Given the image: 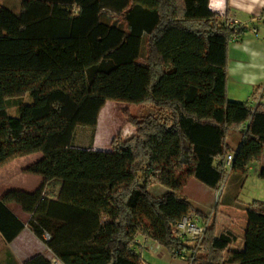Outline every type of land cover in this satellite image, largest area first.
Instances as JSON below:
<instances>
[{
	"label": "trees",
	"instance_id": "obj_1",
	"mask_svg": "<svg viewBox=\"0 0 264 264\" xmlns=\"http://www.w3.org/2000/svg\"><path fill=\"white\" fill-rule=\"evenodd\" d=\"M104 5L123 24L105 18ZM221 19L209 0H23L19 14L0 6V169L41 153L25 172L44 178L33 194L0 199L6 243L26 228L8 208L16 203L39 240L51 234L46 246L62 264H146L138 235L176 258L185 246L173 227L190 213L209 220L184 196L188 182L217 192L264 152V104L227 97L228 47L247 28ZM26 96L32 104L11 116V100ZM109 101L154 114L129 117L135 133L121 147H74L76 131L95 130ZM231 133L244 137L235 151ZM156 185L168 191L154 195ZM246 217L241 248L233 232L217 235L215 217L196 264H264V202ZM24 264L52 263L37 255Z\"/></svg>",
	"mask_w": 264,
	"mask_h": 264
},
{
	"label": "rangeland",
	"instance_id": "obj_2",
	"mask_svg": "<svg viewBox=\"0 0 264 264\" xmlns=\"http://www.w3.org/2000/svg\"><path fill=\"white\" fill-rule=\"evenodd\" d=\"M22 1L23 0H0V6L10 9L15 14H19ZM103 13V16L112 21V23L123 24L121 16L109 10L106 6ZM146 54L147 51L145 46L142 49L143 59L146 58ZM16 100H11V103L8 105L9 113L13 117L18 115L19 104H32L30 96H26V98L20 101ZM153 114L154 110L151 107L129 106L127 104L109 101L100 112L96 132L90 128H81L78 130L77 145L84 149H88L94 143L93 140L95 138V144L101 148L113 149L115 146L121 147L124 142L135 133L134 126L129 123V117L140 118ZM42 157L43 155L41 153L31 154L15 159L1 168L0 193L3 190L7 191L11 189L10 187L14 181L26 183V180H21L19 177L14 180V174L16 172H21V170L25 172ZM160 187V185L152 186L150 191L154 195H160V191L158 190ZM58 191L59 189L56 192ZM185 191L186 196L190 197L193 203L201 205L200 208L203 207L207 209L211 207V210L206 212L207 215L205 214L208 217L207 219H209L207 222L209 226L212 224L213 219L219 215L221 220L219 227L223 226L222 228H225V225H227L229 229H232L237 235H242L248 225L246 207L255 201L264 202V179L259 177V172L257 174L256 170H248L245 176L229 173L226 181L217 192L208 189L196 179H191L188 182ZM216 205H218L217 210H215ZM25 223H27L28 227L29 222L25 221ZM28 228L31 230L30 226ZM51 239L52 236L48 232L44 234L43 241L34 239L35 241L31 242V239H25L24 244L27 246L26 248L29 252L25 251L23 256L27 257L37 252L52 263L56 258L46 246V242ZM3 243L4 241L0 240V264H17L10 262L8 254L4 255ZM189 244L193 246L194 243L190 242ZM234 247L238 248V245ZM18 248H20V245H18ZM143 253L142 258L146 264H186V262L180 258L172 257L163 246L162 248L148 249L146 251L148 258H144Z\"/></svg>",
	"mask_w": 264,
	"mask_h": 264
},
{
	"label": "crops",
	"instance_id": "obj_3",
	"mask_svg": "<svg viewBox=\"0 0 264 264\" xmlns=\"http://www.w3.org/2000/svg\"><path fill=\"white\" fill-rule=\"evenodd\" d=\"M209 9L210 11L222 16L221 22L223 24L239 25L247 28V31L243 36L233 37L228 47V99L230 101L247 103L248 106L251 108H255L257 106L256 103L259 101L261 104H264V99L259 100V97L264 91V0H209ZM78 130L76 131L74 138V147L84 149L77 145L76 140ZM243 138V135L239 133H231L228 137V143L231 148L235 151L241 145ZM93 141L94 143L88 149L93 151L112 150L111 148L106 149L97 146L95 144V138ZM261 168H264V152L262 155L261 162L252 164L249 170H256L258 174ZM23 171L24 170H21V172H16L14 174V180L19 177V179L21 180H26V183H19L14 181V183H12L10 187L11 189H8L7 191L3 190L0 193V199L3 198L5 194L9 191H21L33 194L40 189V187L44 183V178L41 176L25 173ZM158 190L160 191V195L168 191L167 188L162 186ZM185 190L184 196L189 199L195 209L203 212L204 214H206L207 211L211 210V207L207 209L203 207L200 208L201 205L193 203L190 197L186 196ZM8 208L17 218H19L25 224L26 228L11 243H6L4 239L0 237V240L4 241V255L8 254L11 263L24 264L29 259L37 255H42L40 253L35 252L32 255L24 257L23 253H25V251L29 252L26 248L27 246L24 244L25 239H31V242H34V239H39L34 235L32 230H29V226L27 227V223H25V221L30 222L31 215L26 213L23 210L22 206L16 203L9 204ZM217 221L218 236H220L226 230L231 231L235 235H237L236 232H234L232 229H229L227 225H225V228H222L223 226L219 227V224H221L219 215L217 216ZM237 236L240 239L235 243V245H238V247L241 248L243 246L242 238L244 236V233L242 235ZM136 240L137 243L144 249V258H148L146 253L148 249H157L158 247L162 248L161 245L150 240H146V238L142 235H138L136 237ZM18 245H20V248H18Z\"/></svg>",
	"mask_w": 264,
	"mask_h": 264
},
{
	"label": "built area",
	"instance_id": "obj_4",
	"mask_svg": "<svg viewBox=\"0 0 264 264\" xmlns=\"http://www.w3.org/2000/svg\"><path fill=\"white\" fill-rule=\"evenodd\" d=\"M264 99V91L262 92L259 100ZM258 100V101H259ZM260 103L257 102L258 105ZM234 161V153H229L226 157L225 163L227 169L230 170ZM208 221L203 220L200 216L190 213L179 221L172 229L175 239L179 240L185 248H177L174 251L176 258L185 261L186 264H196L200 252L204 251L202 241L204 239L207 228L209 227ZM190 242L194 243L190 246ZM52 264H62L59 260L54 259Z\"/></svg>",
	"mask_w": 264,
	"mask_h": 264
}]
</instances>
